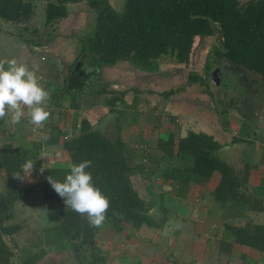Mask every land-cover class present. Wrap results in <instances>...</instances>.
Instances as JSON below:
<instances>
[{"label": "trees", "instance_id": "1", "mask_svg": "<svg viewBox=\"0 0 264 264\" xmlns=\"http://www.w3.org/2000/svg\"><path fill=\"white\" fill-rule=\"evenodd\" d=\"M77 3H85L94 11L95 19L92 29L77 39V56L69 63V73L64 77L68 83L61 96L57 95V105L68 100L71 108H78L80 95L89 93L92 102L103 96L102 102L109 105V112L120 111L115 103L119 100L121 106L126 104V91L113 95L116 90L100 84L97 72L102 67L128 61L136 68L153 72L163 59L188 64L195 37L212 36L218 30L219 45L212 47L211 57L207 58L202 72L190 70L185 84L163 91L161 95L168 97L184 90L186 85L198 84L202 87L201 93L212 102L222 128L230 126V112L244 118L234 142L254 143L250 124L252 108L255 100L257 105L264 103L258 96L264 87V0H123L120 9H115L110 0H46L44 25L52 26L66 18L69 6ZM34 12L32 0H0V20L4 22L27 23ZM25 29L28 27H23ZM31 35L40 38L23 37L25 43L32 46L55 39L50 35L43 40L36 27L32 28ZM78 63L79 68L75 70ZM215 66L219 79L212 87L210 80ZM79 71H83L81 76ZM62 133L59 127L54 128L51 137L43 142L34 141L30 148L4 143L0 146V169L5 170L7 177H16L22 174L26 161L39 167L42 146L55 144L62 138L70 165L84 160L92 162L86 171L91 172L93 184L110 201L106 219L101 227L95 228L90 226L86 215L67 209L48 178L63 182L70 168L46 167L39 186L40 197L45 202L56 201L61 219L53 226L42 228L40 242L35 244L38 251L20 248L16 255L13 247L18 244L11 247L5 236L21 229L20 223L9 221L15 217L16 201L27 196L31 189L8 185L0 191V264H13V258L16 264H36L50 253L73 252L75 245L82 247L83 254L89 249L85 264H99L105 260L95 244L101 228L117 232L124 222L132 228L160 227L168 212L163 200L166 196L160 195L159 208L163 215L156 217L150 212L155 201L148 204L139 193L138 184L135 186L133 182L137 175L145 179L153 177L162 188L173 185L174 195L184 198L191 183L205 185L213 173L218 172L219 182L210 193L222 210V233L216 241L217 249L229 253L232 244L237 243L264 252V223L248 218L252 212H264V175L258 184L250 186V160L247 159L243 169L237 170L220 156L218 151L222 144L213 135L188 130L176 142L174 133L170 132L166 139H157L145 149L144 155H139L138 150L126 143L120 127L109 135L83 117L79 120L77 134L64 139L66 134ZM237 219L245 221L237 224Z\"/></svg>", "mask_w": 264, "mask_h": 264}, {"label": "crops", "instance_id": "2", "mask_svg": "<svg viewBox=\"0 0 264 264\" xmlns=\"http://www.w3.org/2000/svg\"><path fill=\"white\" fill-rule=\"evenodd\" d=\"M64 42L67 40L65 39ZM69 42L73 47L71 50L67 49L66 45L61 46V49H54L53 46L56 45L54 41L41 46H32L0 37V49L6 50L3 61L15 59L27 65L36 75L38 82L48 93H51L48 99L49 106H46L50 116L43 127L33 125L26 114L18 124L12 123L10 115L0 120V146L11 142L23 148H30L34 141L43 142L51 137L54 128L58 127L61 133L64 132L62 134L72 137L78 133L79 120L83 117L98 129L96 125L101 126L109 121V105L102 102L103 96L92 102L89 93H82L78 98L80 100L78 108H71L68 100H64L62 105L56 104L57 95L61 96L68 83L64 77L69 73V63L77 56L75 39L68 38ZM194 61L190 58L188 63ZM187 65L163 59L159 61L158 70L153 72L136 68L128 61H118L111 66L102 67L97 72V76L99 80L104 79L110 83L108 87L107 83H103L107 89L116 90L113 95H117L119 91H126L124 99L127 107L126 104L121 106L119 100L115 103L120 110L116 111L118 114L115 132L120 127L126 143L134 150L141 147L143 151L146 146L153 145L157 139H166L170 132L174 133L176 142L179 137L185 136L188 130L209 133L222 144L218 153L227 162L233 163V166L236 162L242 163L241 168L234 166L237 170L243 169L248 157L246 155L252 152L249 155V158L253 157L249 161L252 166H250L248 183L250 186L258 184L264 175V140L261 141L260 137L261 133L264 134V113H260L261 115L252 119L250 123L255 137L253 144L234 142L244 118L237 112H230V126L226 129L222 128L207 95L202 94L201 90L195 91L194 88L197 87L194 85L199 86L198 84L186 85L184 90L168 97L161 95L163 91L185 84L191 70L186 68ZM82 74L83 71L78 75ZM55 88L57 92L52 96ZM26 110L27 108L24 109ZM97 118L100 119L97 121ZM61 139L55 144L42 146L40 164L48 156V159H51L49 162L56 164L54 166L47 162L43 169L70 166L68 156L67 159L56 158V155L63 153L67 155ZM245 146H249L248 149H242ZM5 175V170L0 169V176ZM219 178L220 174L214 172L205 185L191 183L186 197L176 199L178 202L176 205L180 206L183 214L179 215L175 222L173 219L170 220L171 217L167 220L170 212L168 210L166 220L160 227L133 228L136 232L133 237L131 235L125 238L119 234L120 232L116 233L108 227L101 228L96 235L95 244L100 251H103L102 254L106 255L105 260L99 264H168V259L171 257L180 259L176 264H264V252L245 245L234 243L229 253L217 249L216 241L222 233L220 225L222 210L210 193L217 186ZM159 188L161 190V187ZM251 214L259 218V223H264V212ZM251 214L250 216L253 217ZM116 234V245H112L110 241ZM9 237L5 236V240L7 241ZM208 240L214 242L204 243ZM113 249L114 256L108 257L107 253ZM165 260L167 263L164 262Z\"/></svg>", "mask_w": 264, "mask_h": 264}, {"label": "rangeland", "instance_id": "3", "mask_svg": "<svg viewBox=\"0 0 264 264\" xmlns=\"http://www.w3.org/2000/svg\"><path fill=\"white\" fill-rule=\"evenodd\" d=\"M34 2L35 6V12L34 16L30 19L29 22L27 23H20V24H10L9 22H4L0 20V35L2 37H6L9 39L11 42H24V38H28L31 36L37 37V39H40L39 36L37 35H31V31L33 27H36L40 30V35H42L43 40L46 39V37H49L50 35H54L55 39H53L54 43L56 45L53 46L54 49H61V46L66 45V48L71 50L73 47L70 46V42L68 43V38H74L76 43H78V37L86 35L88 31L92 29V25L95 19V12L88 9L87 5L85 3H77V4H72L69 6V15L61 19L60 21L54 23L52 26L51 25H44L43 19H44V7L46 0H32ZM112 6L115 9H120L123 0H110ZM244 0H241L243 2ZM27 26L28 29L23 30V27ZM0 36V37H1ZM24 37V38H23ZM36 39V40H37ZM67 40V42H64V40ZM70 40V39H69ZM219 45V38H218V30L216 34L212 36H206V37H200L197 36L194 39L192 48H191V53H190V58H193L195 61L188 63L186 66L187 69H191L197 72H202L203 66L206 63V60L208 57H211V49L213 46ZM47 47V46H46ZM65 48V47H64ZM5 49H0V61H3L5 55ZM58 52V50H57ZM168 64V63H167ZM171 65V64H170ZM188 71V70H187ZM101 81V82H100ZM215 81L216 79L211 77V86H215ZM100 84L107 83V87L109 86L110 83L106 82L104 79L99 80ZM195 91L197 92L201 90V86L194 85ZM54 90V88H53ZM56 90V88H55ZM195 92V93H196ZM106 96L109 97V94ZM260 96L259 98L264 99V87H261V94L258 95ZM255 104L252 108L253 114H252V119L258 118L260 113H264V103L263 102H258L257 105V100H255ZM65 101L63 100V103ZM46 106H49L48 100L45 102ZM83 104V103H82ZM84 106H87L83 104ZM118 112H110L109 114V121L105 122L104 125H96L99 127V129L106 133L114 134L116 133V115ZM98 117V116H97ZM100 117V116H99ZM100 119V118H99ZM97 118V121L99 120ZM102 121V120H101ZM100 121V122H101ZM261 132V131H260ZM261 141L264 140V134L261 133L260 135ZM150 146V145H149ZM145 147V146H144ZM142 147V149L144 148ZM249 147V146H248ZM247 146L243 147L242 149H248ZM148 148L147 146L145 149ZM137 154L139 155H144L145 150H141L140 148H137ZM248 152V151H247ZM252 152H249L246 156H248L246 159L250 158L252 159L253 156L249 158V155ZM66 154H60L56 155V158L60 159H67ZM223 157L222 155H220ZM49 158V156H48ZM43 160L41 164H39L40 168H37L33 164V169L31 171V174H26L22 172V174L14 177H7V176H0V191H4L5 188L12 184L22 186V187H30L29 194L23 198H19L15 205H14V211H15V217L9 221V223H20L21 224V229L18 232H15L12 236L7 238V243L12 247L15 243L18 244L16 248L13 247L15 254L20 253V248H29L32 249L33 252H36L39 250L38 246H35L36 243L40 242L39 237L41 235L42 228L44 226H53L56 223H58L61 219L60 214L58 212V205L56 201L50 200V201H42L40 194V182L42 180V173H43V168L46 166L47 162H49V159ZM48 164L50 165H56L54 162H49ZM233 164V163H232ZM242 163L236 162L234 166L237 168H241ZM133 182L135 183V186H137L139 193L145 198V200L149 203H152V201H155V206H153L150 210L152 214H154L156 217H161L162 211L159 208L160 206V195L161 193L166 197L163 198L165 202L164 205L167 206L168 212L167 215V220L170 218V220L173 219V222L177 221L176 218L181 214H183L180 211V206L176 205L177 202V197L174 195V191L172 187L173 185H165L163 188L161 187L162 185L157 183V181H154V178L151 177L150 179H145L141 175H137L133 177ZM137 183V184H136ZM147 183V184H146ZM249 184V183H248ZM250 185V184H249ZM161 187V190L160 188ZM159 188V189H158ZM163 191V192H162ZM171 196V198H168V196ZM179 201V200H178ZM180 202V201H179ZM195 210V209H194ZM251 214V213H250ZM249 214L248 218H251L253 222L259 223V218L251 217ZM197 215V214H196ZM244 219H237L235 222L237 224H243ZM123 223V222H122ZM127 224V225H126ZM220 225L222 227V222H220ZM217 227V226H216ZM114 231V229H111ZM115 232V231H114ZM117 232H120L119 234H122V236L129 237L132 235H136L135 229L131 227V224L129 223H123L121 229ZM116 232V233H117ZM116 236L117 234L111 239V244L116 245ZM14 237V238H12ZM217 239V238H216ZM130 241L129 239H127ZM204 240V239H203ZM207 240V239H206ZM213 240V239H212ZM210 243L214 241H204V243ZM16 245V244H15ZM43 246V245H42ZM88 246H86L87 248ZM100 250V249H99ZM102 251V250H101ZM109 251V250H108ZM88 252L89 249L85 250V253L83 255V264H85V261L89 259L88 257ZM103 252V251H102ZM74 251H67L66 252H61L53 255L50 253L48 256L44 257L42 260L38 261L36 264H74L77 261V258L75 257ZM72 254V255H71ZM115 250H111L107 253L108 257L111 255L114 256ZM60 255V256H59ZM106 255V254H105ZM104 255V256H105ZM82 257V255H81ZM113 261L112 259H110ZM180 259H175L171 257L168 259L169 263L168 264H176L179 263ZM13 264L15 263V259L13 258ZM165 260L164 262H166ZM176 261V262H175ZM78 262V261H77ZM167 263V262H166Z\"/></svg>", "mask_w": 264, "mask_h": 264}, {"label": "clouds", "instance_id": "4", "mask_svg": "<svg viewBox=\"0 0 264 264\" xmlns=\"http://www.w3.org/2000/svg\"><path fill=\"white\" fill-rule=\"evenodd\" d=\"M7 65V67H6ZM49 93L38 82L36 75L27 65L17 60L0 61V120L10 115L14 124L20 123L25 116L30 122L43 127L49 119L46 101ZM34 162L26 161L23 172L31 174ZM92 162L84 160L69 166L70 172L63 182L48 178L55 192L64 199L66 208H71L80 215H86L90 226L99 228L103 225L110 207L109 199L93 184L91 172L86 171Z\"/></svg>", "mask_w": 264, "mask_h": 264}, {"label": "water", "instance_id": "5", "mask_svg": "<svg viewBox=\"0 0 264 264\" xmlns=\"http://www.w3.org/2000/svg\"><path fill=\"white\" fill-rule=\"evenodd\" d=\"M110 3H111V1H110ZM216 32H217V30H216ZM79 63L75 66V70H78V68H79ZM217 71H218V67L217 66H215L214 67V69L212 70V78L214 79H216V81H218V79H219V77H218V74H217ZM80 73H81V71H79ZM82 249V247L80 246V245H75L74 246V252H75V256H76V258H77V261H78V264H83V251L81 250ZM81 255H82V257H81Z\"/></svg>", "mask_w": 264, "mask_h": 264}, {"label": "built area", "instance_id": "6", "mask_svg": "<svg viewBox=\"0 0 264 264\" xmlns=\"http://www.w3.org/2000/svg\"><path fill=\"white\" fill-rule=\"evenodd\" d=\"M30 119V118H29ZM68 138V135H64V139Z\"/></svg>", "mask_w": 264, "mask_h": 264}]
</instances>
